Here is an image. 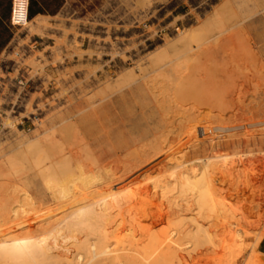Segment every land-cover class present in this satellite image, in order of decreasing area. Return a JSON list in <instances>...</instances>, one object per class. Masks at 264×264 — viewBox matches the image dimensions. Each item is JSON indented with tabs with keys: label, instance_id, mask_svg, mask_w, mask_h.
Wrapping results in <instances>:
<instances>
[{
	"label": "rangeland",
	"instance_id": "374dc122",
	"mask_svg": "<svg viewBox=\"0 0 264 264\" xmlns=\"http://www.w3.org/2000/svg\"><path fill=\"white\" fill-rule=\"evenodd\" d=\"M129 191L140 242L160 214L206 242L184 264H264V0H65L22 28L0 62V264L61 262Z\"/></svg>",
	"mask_w": 264,
	"mask_h": 264
},
{
	"label": "bare ground",
	"instance_id": "6f19581e",
	"mask_svg": "<svg viewBox=\"0 0 264 264\" xmlns=\"http://www.w3.org/2000/svg\"><path fill=\"white\" fill-rule=\"evenodd\" d=\"M122 199H123V201L126 200V202H123ZM102 201H104L103 204H105V203L108 204V202L113 203L112 207L114 206V209L116 208L117 212L119 211L118 213H123V210H126L125 209L126 207L124 208V205L128 206V211H129L128 216H125L127 211L125 212V215H124V213L121 214V215H124L122 217L124 223H121L122 225L124 224L123 225L124 228H116L117 224H119L118 222H115V220H117V218L115 215L111 216L113 212H114L113 214L118 215V213H115L116 210L115 211L111 210L112 208L109 210L108 208H106L104 206L107 209V211L109 210L108 211L109 213H110V211H113L111 213V215L109 214L110 216H108V213L106 214L107 211L104 210L105 208H102L103 211L105 212V215H107L106 216L107 219L109 220L108 221V224L110 225V226L108 225L109 229H103L102 227H105L104 226L105 224H104L103 226L100 227L103 230H99L100 228L97 230V226L99 223L96 222L97 223L96 224L97 225L96 230L98 231L97 238L94 240H89V239H85L82 237L74 240V238H73L72 240H74V241L73 242L71 241V242L73 244V247L75 248V251H72L69 249L68 250L66 249L65 251H63L62 254H60V256L62 257L61 262L58 260L59 263H57V264H75V262L76 263H78V262L82 263L86 258H89L88 263H90V264H118L120 261H118L117 259L121 258L120 257L121 255H125V257L127 256L130 259V261H132V259H133L132 255H136V256L138 255V251L134 247H144V249L146 251V256L143 258V259H145L144 260L145 263L141 262V264H149L152 259L154 261L156 260V263L159 262L158 258L155 259V255H157V253L160 251L164 255L163 261H162L163 264H184L186 261L193 260V259L195 260L197 255L199 256V254L196 252V249L201 247L204 243H206L203 240H201L200 238H198L194 244H190V243L179 244V243H177L178 241H176L175 239L177 237H179L178 231L174 230L172 228L171 229L169 228V224L168 223L166 224V221H164L165 215H162V214H161L162 216H160V214H159V217L157 218L159 220L156 219L157 221L160 222V218H161V221H162L161 222V228L159 229V227H158L159 230L156 229L157 231L154 232L151 236H148V239H145L143 242H140V239H141L140 233L142 231L145 232V230H146V232H147L149 230L148 222H150L149 217L147 216L149 214L146 211V209H145V211H144L145 213H144L143 210L139 208L141 204H138V202H141V201H138L135 204V201H136L135 197L133 196L132 192H130V191L125 192V193L123 192L121 195L119 194V196H117V194L111 195L110 197L108 196L105 199H103ZM142 203H143V201H142ZM90 205L91 204L88 203V206H90ZM98 205H100V204H98ZM143 205L147 206L145 201H144ZM107 206L109 207V205H107ZM153 207H155V206L153 205ZM181 207L182 206H180L179 208H181ZM157 208H155V209H157ZM227 208H229V205L223 206V209H227ZM93 209L94 208H92V210ZM102 209H100V210H102ZM148 209H150V207H148ZM159 211L156 210V212H159ZM101 212H99V213L101 214ZM96 213H98V212H96ZM105 215H104V218L106 219ZM150 215H153V214H150ZM101 218H103V214H101ZM114 218H116L113 221L115 223L112 222V219H114ZM118 218L121 219V216ZM120 221L123 222L122 220H120ZM153 221H155V220L153 219ZM100 224L102 225V223H100ZM121 224L119 225L120 227H121ZM150 225H151V223H150ZM154 227H156V226L154 225ZM195 228L198 230L193 234V236H192L191 231L187 234L185 233L186 236L195 237V235L198 236L199 234H201L200 230L201 229L203 230V228L199 223L196 225ZM93 229H95V227ZM151 231H152V229H151ZM147 234H148V232H147ZM56 239H57V237H56ZM57 240H56V242H59ZM126 243H128V245H126ZM223 243H224V241H223ZM66 248H68V247H66ZM222 249H223V247H222ZM79 251H83V252H79ZM139 256H141L140 253H139ZM116 260L118 261V263H116ZM153 260L151 263H153ZM54 262H56V261H54ZM121 262L119 264H125V262H122V263Z\"/></svg>",
	"mask_w": 264,
	"mask_h": 264
},
{
	"label": "crops",
	"instance_id": "0c3cea01",
	"mask_svg": "<svg viewBox=\"0 0 264 264\" xmlns=\"http://www.w3.org/2000/svg\"><path fill=\"white\" fill-rule=\"evenodd\" d=\"M12 3L13 0H0V62L17 41L22 31V28L14 26L11 23ZM64 6L65 0H30L28 12L30 22H28V24L35 20H42L45 18L53 19L63 11ZM219 145L221 144H212V157H223L220 155ZM119 147L122 149L123 145ZM104 155L106 157L108 154ZM231 155L242 154L234 150L232 154L225 156Z\"/></svg>",
	"mask_w": 264,
	"mask_h": 264
},
{
	"label": "built area",
	"instance_id": "2783aa9c",
	"mask_svg": "<svg viewBox=\"0 0 264 264\" xmlns=\"http://www.w3.org/2000/svg\"><path fill=\"white\" fill-rule=\"evenodd\" d=\"M29 2L30 0H13L11 23L14 26L23 28L29 20Z\"/></svg>",
	"mask_w": 264,
	"mask_h": 264
}]
</instances>
